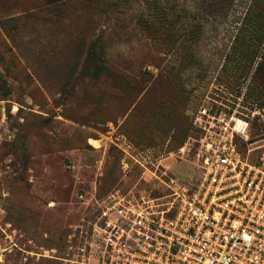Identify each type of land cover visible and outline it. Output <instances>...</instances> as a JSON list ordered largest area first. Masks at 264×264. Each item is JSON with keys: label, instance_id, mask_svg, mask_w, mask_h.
Instances as JSON below:
<instances>
[{"label": "rangeland", "instance_id": "374dc122", "mask_svg": "<svg viewBox=\"0 0 264 264\" xmlns=\"http://www.w3.org/2000/svg\"><path fill=\"white\" fill-rule=\"evenodd\" d=\"M202 105L264 114V0H0V264H66L96 198L189 181Z\"/></svg>", "mask_w": 264, "mask_h": 264}, {"label": "built area", "instance_id": "2783aa9c", "mask_svg": "<svg viewBox=\"0 0 264 264\" xmlns=\"http://www.w3.org/2000/svg\"><path fill=\"white\" fill-rule=\"evenodd\" d=\"M200 106L195 174L171 178L162 196L113 189L93 202V216L71 226L66 264H264V133L255 116ZM3 208L0 206V213Z\"/></svg>", "mask_w": 264, "mask_h": 264}, {"label": "trees", "instance_id": "16d2710c", "mask_svg": "<svg viewBox=\"0 0 264 264\" xmlns=\"http://www.w3.org/2000/svg\"><path fill=\"white\" fill-rule=\"evenodd\" d=\"M253 13V10H250L247 14H246V18H251V14ZM257 134V133H256ZM260 134H262V133H260ZM255 136V135H254Z\"/></svg>", "mask_w": 264, "mask_h": 264}]
</instances>
